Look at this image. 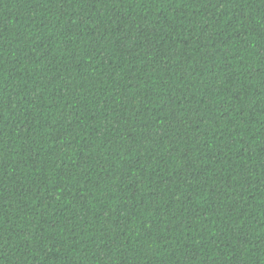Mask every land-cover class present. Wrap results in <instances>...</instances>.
Instances as JSON below:
<instances>
[{
  "label": "trees",
  "instance_id": "obj_1",
  "mask_svg": "<svg viewBox=\"0 0 264 264\" xmlns=\"http://www.w3.org/2000/svg\"><path fill=\"white\" fill-rule=\"evenodd\" d=\"M0 264H264V0H0Z\"/></svg>",
  "mask_w": 264,
  "mask_h": 264
}]
</instances>
